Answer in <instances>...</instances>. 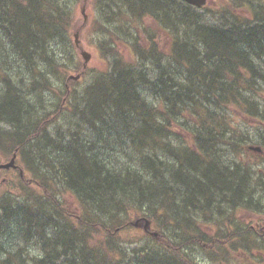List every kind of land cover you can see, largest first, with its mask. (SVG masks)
<instances>
[{
    "label": "trees",
    "instance_id": "1",
    "mask_svg": "<svg viewBox=\"0 0 264 264\" xmlns=\"http://www.w3.org/2000/svg\"><path fill=\"white\" fill-rule=\"evenodd\" d=\"M98 1L106 9L113 0ZM180 1L183 6L176 0L124 1L140 18L159 6L166 17L169 7L184 14L185 30L172 27L166 65H158L161 50L149 56L154 79L114 58L87 89H66L61 110L41 94H63L51 75L67 78L68 65L58 63L63 52L56 54L53 42L69 36L72 0H0V149L11 154L18 148L31 172L0 199V231L37 236L46 251L30 257L19 246L0 264H209L199 261L198 250L211 264H264V218L256 214L264 215V169L230 156L251 140L232 124L230 107L264 126V70L258 64L264 60V7L255 26H196L192 5ZM135 47L141 50L138 42ZM174 62L181 69L170 75ZM144 84L155 91L153 98L142 93ZM188 122L193 145L173 130ZM63 192L74 196L77 211L57 198ZM243 212L252 218L244 220ZM133 217L149 220L157 235L143 233L133 247L120 245L116 236ZM12 219L18 228L9 227ZM71 238L84 244L70 246ZM56 243L60 249H47ZM82 249L87 258L73 255ZM238 253L243 257L237 261Z\"/></svg>",
    "mask_w": 264,
    "mask_h": 264
},
{
    "label": "rangeland",
    "instance_id": "2",
    "mask_svg": "<svg viewBox=\"0 0 264 264\" xmlns=\"http://www.w3.org/2000/svg\"><path fill=\"white\" fill-rule=\"evenodd\" d=\"M58 0H55L57 2ZM69 1V0H66ZM125 0H113L109 8H103L104 2H99L98 0H72L71 8L75 11V17L71 25L69 36L67 34H62L59 40H54V51L58 54L60 51L61 60L59 64L68 65L67 78L61 80L53 75V84L57 87H61L63 93L66 89H76L81 91L88 88V85L99 76L100 73H104L109 70L114 58H122L126 62L132 63V66L137 67L141 71L147 74L148 80L154 79L151 77V69L153 67V60L149 59L151 53L156 50H161L165 56H163V62L158 63V65H166L168 62L169 52L171 51V46L173 39L175 38L174 32L175 27L178 26L181 31L185 30V26H181V19L184 14L179 7L174 9L169 7L167 9V17L158 12L160 10L152 7L151 14H147L140 18L139 16H132L130 11H127L128 5L124 3ZM176 3L183 6L180 0H176ZM70 5V4H69ZM86 6L85 15L82 14V7ZM260 7H264V0H208L207 4L202 8H196L194 6L190 7L189 12L196 19L192 22L193 25H227L233 23L234 21L239 22H252L255 26L258 22L259 16L263 13L260 12ZM181 11V12H180ZM231 11L233 14L229 13ZM129 12V13H128ZM189 40H195L193 37H187ZM77 40V42H76ZM135 42H138L141 50L135 47ZM197 45V44H196ZM114 47L116 50L115 55L109 54V49ZM252 48V47H251ZM87 50L91 53V57L88 62L84 61L81 56L82 50ZM140 53L146 54L148 59H140ZM119 58V59H120ZM47 61L42 60L38 65L42 69L46 68ZM258 64L261 69L264 70V60H259ZM170 64L168 70L173 75V70L180 72L181 66L177 68ZM157 67V66H156ZM154 68V67H153ZM155 69V68H154ZM18 70L16 69L15 72ZM25 70H20L23 74ZM167 72V71H166ZM81 73V77L75 78L77 74ZM155 74H157L155 70ZM168 74V75H169ZM179 74V73H178ZM29 74H24V77H28ZM177 76V75H176ZM175 77V75H174ZM178 77V76H177ZM182 76L178 77L181 78ZM26 82H24L25 84ZM150 83V82H149ZM141 91L147 96V98H153L155 96V91L149 88L148 84L141 86ZM38 95L40 93L37 92ZM262 102L264 101V85L263 92L259 93ZM60 94L59 98H56L54 91L43 90L42 99L45 102H55L57 101V107L61 108L62 96ZM36 97V96H35ZM37 98V97H36ZM38 99V98H37ZM230 113H232L233 122L232 124L242 128L245 134L249 135L250 141H248L242 148V151L237 155L230 154L231 158L252 161L258 163L255 167L258 170L264 169V126L258 123L255 119L249 118L246 114L236 108L230 107ZM192 123L188 122V128H176L173 130L178 132L181 138L184 139V143L188 145H193V138L191 126ZM249 147L247 148V146ZM250 146H260L261 151L250 149ZM228 153V149H226ZM244 154V156H243ZM10 155L5 153L4 150L0 149V162L9 160ZM254 160V161H253ZM18 163L23 167L22 161L18 160ZM27 175H31V172L27 170ZM21 181V176L19 170H1L0 171V199L8 194V191H14ZM21 193V192H20ZM26 194L21 193L20 197H24ZM57 198L66 202L68 209L70 211H77L78 204L75 202L74 196L70 192L57 193ZM260 215V218H264L262 213L256 212ZM138 217H133L134 221L130 222L125 226L116 236L119 240L120 245L133 247L136 245L137 241H143V233L150 234L155 232V227L151 224H146L144 221L138 222ZM241 218L250 219L252 214L249 212H243ZM208 220V219H207ZM15 220L12 219V223L9 227L18 228ZM137 221V222H136ZM136 222V223H135ZM7 223V221H6ZM255 223V222H254ZM7 227V228H9ZM11 229H6L0 231V257L4 256L6 251L16 249L19 246H23L22 253L28 254L30 257L34 255L43 256L45 254V248L43 243H38L41 241L37 239V236H29V239L18 236ZM79 233V232H78ZM157 235V232H155ZM104 238V235H98ZM94 235L92 238H98ZM39 237V236H38ZM79 237H82L81 235ZM78 243L82 244V241L76 239ZM72 238L68 240L70 246H79L76 244ZM84 244V242H83ZM60 249V244H47V249ZM72 252L66 255V257L60 256L62 260H66ZM73 255L77 258L84 257L87 258V252L82 249L79 251H73ZM103 257V255H101ZM243 255L238 253L236 255L237 261L242 258ZM197 258L203 263L211 264L209 257L201 252L197 253Z\"/></svg>",
    "mask_w": 264,
    "mask_h": 264
},
{
    "label": "water",
    "instance_id": "3",
    "mask_svg": "<svg viewBox=\"0 0 264 264\" xmlns=\"http://www.w3.org/2000/svg\"><path fill=\"white\" fill-rule=\"evenodd\" d=\"M184 1H186L189 4L195 5L197 7H202L203 5H205L207 3L208 0H184ZM82 12L85 13V7L82 9ZM82 55L84 56L86 62L89 61V59L91 57L90 53H88L87 51H82ZM250 149L261 151L260 146H250ZM16 156H17V154L14 153L13 157L10 159L9 162L0 164V168H10V167L15 168V167H17Z\"/></svg>",
    "mask_w": 264,
    "mask_h": 264
},
{
    "label": "bare ground",
    "instance_id": "4",
    "mask_svg": "<svg viewBox=\"0 0 264 264\" xmlns=\"http://www.w3.org/2000/svg\"><path fill=\"white\" fill-rule=\"evenodd\" d=\"M32 45H34V44H32ZM25 47V46H24ZM32 56V55H31ZM134 81V80H133ZM93 84V83H92ZM24 85V84H23ZM7 97V96H6ZM80 102V101H79ZM90 112V111H89ZM121 112V111H120ZM83 113V112H82ZM173 113V112H172ZM29 114V113H28ZM135 116V115H134ZM26 117V116H25ZM102 117V116H101ZM20 118V117H19ZM106 118V117H105ZM101 119V118H100ZM139 119V118H138ZM79 120V119H78ZM98 121V120H97ZM133 121V120H132ZM103 124V123H102ZM108 124V123H107ZM75 126V125H74ZM80 126V125H79ZM73 128V127H72ZM79 128V127H78ZM77 128V129H78ZM92 129V128H91ZM93 129H95V128H93ZM116 129V128H115ZM118 130V129H117ZM77 131V130H76ZM138 137V136H137ZM129 138V137H128ZM167 138V137H166ZM109 149V148H108ZM104 152V151H103ZM119 154H121V153H119ZM112 155V154H111ZM181 155V154H180ZM110 156V155H109ZM69 158V157H68ZM90 158V157H89ZM39 159V158H38ZM108 159V158H107ZM131 163V162H130ZM123 164V163H122ZM62 166V165H61ZM116 166V165H115ZM71 168V167H70ZM97 175V174H96ZM136 177V176H135ZM111 178V177H110ZM176 183V182H175ZM104 184V183H103ZM118 185V184H117ZM116 185V186H117ZM110 186V185H109ZM176 196V195H175ZM107 201V200H106ZM89 202V201H88ZM180 202V201H179ZM92 203V202H91ZM52 209H54V208H52ZM17 215V214H16ZM96 220V219H95ZM21 224V223H20ZM68 233V232H67ZM58 237V236H57Z\"/></svg>",
    "mask_w": 264,
    "mask_h": 264
}]
</instances>
